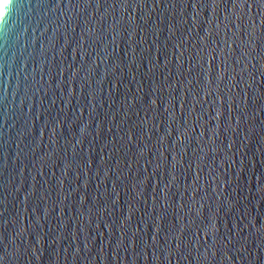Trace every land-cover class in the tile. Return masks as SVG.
<instances>
[{
	"label": "water",
	"instance_id": "95a60500",
	"mask_svg": "<svg viewBox=\"0 0 264 264\" xmlns=\"http://www.w3.org/2000/svg\"><path fill=\"white\" fill-rule=\"evenodd\" d=\"M0 264H264V0H1Z\"/></svg>",
	"mask_w": 264,
	"mask_h": 264
},
{
	"label": "bare ground",
	"instance_id": "6f19581e",
	"mask_svg": "<svg viewBox=\"0 0 264 264\" xmlns=\"http://www.w3.org/2000/svg\"><path fill=\"white\" fill-rule=\"evenodd\" d=\"M1 1V0H0Z\"/></svg>",
	"mask_w": 264,
	"mask_h": 264
}]
</instances>
